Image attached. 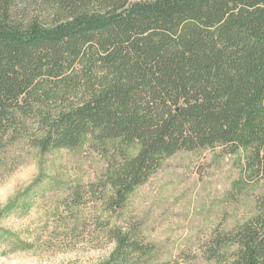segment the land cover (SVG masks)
<instances>
[{"label":"trees","instance_id":"1","mask_svg":"<svg viewBox=\"0 0 264 264\" xmlns=\"http://www.w3.org/2000/svg\"><path fill=\"white\" fill-rule=\"evenodd\" d=\"M29 122L44 151L137 143L100 182L116 207L181 150L249 148L264 178V0H0V139ZM256 208L204 244L212 264H264ZM110 236L106 264L151 251L136 227Z\"/></svg>","mask_w":264,"mask_h":264},{"label":"rangeland","instance_id":"2","mask_svg":"<svg viewBox=\"0 0 264 264\" xmlns=\"http://www.w3.org/2000/svg\"><path fill=\"white\" fill-rule=\"evenodd\" d=\"M7 134L0 139V264H106L116 246L110 229L119 226L136 227L151 248L137 264H212L204 244L217 229L250 219L264 196L249 148L207 147L165 159L116 207L115 191L100 182L112 164L138 153L137 143L88 135L74 148L44 151L30 122L14 139Z\"/></svg>","mask_w":264,"mask_h":264}]
</instances>
